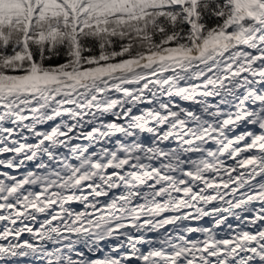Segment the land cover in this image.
Returning a JSON list of instances; mask_svg holds the SVG:
<instances>
[{
	"label": "snow or ice",
	"instance_id": "6c2138e0",
	"mask_svg": "<svg viewBox=\"0 0 264 264\" xmlns=\"http://www.w3.org/2000/svg\"><path fill=\"white\" fill-rule=\"evenodd\" d=\"M0 264H264V0H0Z\"/></svg>",
	"mask_w": 264,
	"mask_h": 264
}]
</instances>
